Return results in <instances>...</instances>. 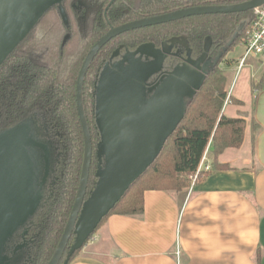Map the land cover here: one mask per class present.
<instances>
[{
    "label": "trees",
    "instance_id": "obj_1",
    "mask_svg": "<svg viewBox=\"0 0 264 264\" xmlns=\"http://www.w3.org/2000/svg\"><path fill=\"white\" fill-rule=\"evenodd\" d=\"M242 1L246 0H113L110 4V0H64L61 7L65 10L67 23H63L58 5L51 6L43 14L0 65V132L27 121L37 141L47 146L48 157L41 185V205L7 244V264H46L69 218L78 190L84 143L76 112L75 80L82 60L95 41L111 25L183 7ZM252 18V10L185 16L124 31L97 51L85 73L81 96L92 141L86 196L94 187L98 163L99 133L95 126L91 91L103 61L117 48L135 50L141 44L159 45L182 35L186 36L188 49L193 55L199 56L204 51L203 44L208 39V56L218 58L194 94L186 98L185 113L167 136L158 155L130 183L86 241L110 215H141L145 190H186L191 183L190 176L198 169L206 149L212 155L210 168L199 173L197 178L219 168H228L226 164L219 163L217 157L225 149L238 148L242 144L247 121L243 111L230 117L222 111L228 92L227 78L219 66L226 53L240 42L243 30ZM242 22L244 27L226 46ZM263 79L264 72L257 83L251 82V86L257 88ZM229 99H233L232 94ZM250 121L254 134L258 124L253 119ZM83 246L68 257L67 264ZM65 256L66 251L59 264Z\"/></svg>",
    "mask_w": 264,
    "mask_h": 264
},
{
    "label": "water",
    "instance_id": "obj_2",
    "mask_svg": "<svg viewBox=\"0 0 264 264\" xmlns=\"http://www.w3.org/2000/svg\"><path fill=\"white\" fill-rule=\"evenodd\" d=\"M63 1L0 0V65L51 6L58 5L62 21L67 23L65 10L61 7ZM112 2L113 0H110L109 4ZM262 4H264V0H246L242 3L227 5H197L141 17L117 26L111 25L108 31L102 34L89 48L81 62L75 80L76 112L84 141L78 190L63 232L46 264H59L65 251L66 256L61 264H67L68 257L84 245L101 218L114 207L115 203L129 188L130 183L139 177L147 165L158 155V151L167 136L172 133L185 113L186 98L194 94L195 89L202 83L205 73L213 67L218 58V56L214 58L213 65L203 70L197 80L189 82L185 98L182 104L176 108L172 104L171 87L164 86L162 89L156 90L158 87L160 88L158 82L155 85L146 86L145 91L150 96L144 95L139 86L134 91L133 85L137 75L133 69L127 65L125 67L112 65L121 78L114 80L115 83L113 82L111 85V90H115L112 91L107 106V116L102 122V127L99 125L95 114V126H97L99 133L98 163L94 187L86 196V185L92 159V141L85 112H83L81 96L85 73L97 51L111 38L124 33V31L167 23L182 19L185 16L240 13L252 10ZM244 24V22L240 24L226 46L238 36V31L244 27ZM207 46L208 43L204 44V51L199 56L202 59L207 58ZM161 50L163 57L169 53L164 47H161ZM153 90H156L155 94L152 93ZM19 124L0 132V264L8 263L6 246L12 236L24 227L30 216L41 205V185L48 166L45 146L46 163L44 167H42L43 164L42 166L35 164L34 149L29 141L32 138L33 142H40L35 138L28 122L27 133L32 135L28 138L22 135L18 127Z\"/></svg>",
    "mask_w": 264,
    "mask_h": 264
},
{
    "label": "crops",
    "instance_id": "obj_3",
    "mask_svg": "<svg viewBox=\"0 0 264 264\" xmlns=\"http://www.w3.org/2000/svg\"><path fill=\"white\" fill-rule=\"evenodd\" d=\"M251 62L262 70L249 76V105L235 96L247 121L243 142L217 157L228 168L191 175L183 191L145 190L141 215L108 216L69 264H264V79L251 89L264 65Z\"/></svg>",
    "mask_w": 264,
    "mask_h": 264
},
{
    "label": "rangeland",
    "instance_id": "obj_4",
    "mask_svg": "<svg viewBox=\"0 0 264 264\" xmlns=\"http://www.w3.org/2000/svg\"><path fill=\"white\" fill-rule=\"evenodd\" d=\"M170 40L171 42L176 41L178 44L181 43L182 45L174 46L179 47V55H182V61L179 63H172L171 58L169 59L167 55H164V57L161 56L163 55L161 47L145 48L141 47L142 45H140L139 48L135 50H114V52L111 54L113 57H111L109 61H106L107 59L103 61L96 80L94 81V89L91 91V95L94 98L93 105L96 119L101 127L103 120H105L107 116V106L110 102L111 95L113 93L112 91L115 90H111V85L113 82L115 83L114 80L121 78L120 75H117L113 66L125 67V65H127V67L133 69V72L137 75V78L135 79L136 82L133 85L134 91L136 87L139 86L142 89L144 95L150 96V94L146 93L145 91L146 86L155 85L158 82L160 83V88L158 87L156 90L162 89L164 86L168 88L171 87L172 104L174 108H176L182 104L189 82L197 80V77L203 70H206L213 65L215 56L212 58L208 57L207 54V58L204 57L203 59L202 57H199L200 54L195 58L190 56L184 35ZM208 42L209 40L206 39L204 44H207ZM171 47L172 46L164 48L170 51L169 49ZM240 50L242 51L240 45L232 47V49L226 53L219 66L222 69L225 78H227L226 90L230 88V92L233 95V99H229L228 104L224 106L225 108L223 110L225 115L228 116L231 114L233 115L235 113V109H237V112L241 111L242 109V104H239V102L236 101L237 99L235 96L244 99L247 106L249 105V76L251 73L257 75L262 70V68L256 69V66L252 64H246L237 72V62L230 63L229 60L231 56H234V54L238 53ZM248 62L252 63L251 59H248ZM174 72L178 73L173 74ZM251 82L255 83L253 78H251ZM253 87L254 86H251V89H253ZM156 90H153L152 93L155 94ZM87 96H89V93ZM86 103L88 104V109L90 110L89 102L86 101ZM27 126V122H23L22 124L18 125L22 135H25L28 138V136L30 137L32 135L27 133ZM29 143L34 149V156L36 159L34 157L32 158H34L35 164L38 166H42L43 164L42 167H44L46 163V149L44 145L42 143H37L36 141L33 142L32 138H30ZM206 158L207 160L205 163H210L212 159L210 152H207Z\"/></svg>",
    "mask_w": 264,
    "mask_h": 264
},
{
    "label": "built area",
    "instance_id": "obj_5",
    "mask_svg": "<svg viewBox=\"0 0 264 264\" xmlns=\"http://www.w3.org/2000/svg\"><path fill=\"white\" fill-rule=\"evenodd\" d=\"M252 17L253 18L243 30V37L237 44L242 48L241 54L236 58L237 72L244 67V65L249 63L248 59H253L255 62H259L264 65V4L252 9ZM226 91L228 94L223 102L222 111L225 108L224 106L228 104L229 96L231 94L230 88ZM204 152L202 160L198 165V169L192 175V180L197 178L199 173L210 168L209 163H205L207 160V152L206 150Z\"/></svg>",
    "mask_w": 264,
    "mask_h": 264
},
{
    "label": "flooded vegetation",
    "instance_id": "obj_6",
    "mask_svg": "<svg viewBox=\"0 0 264 264\" xmlns=\"http://www.w3.org/2000/svg\"><path fill=\"white\" fill-rule=\"evenodd\" d=\"M183 36V35H182ZM185 36V35H184ZM179 37V36H178ZM174 38H176V37H174ZM185 42H186V45H187V48H188V44H187V40H186V36H185ZM172 43V44H171ZM149 44H151V43H149ZM165 44V45H164ZM153 47H169V46H172L169 50V53L167 54V56H168V58L170 59L171 58V61H172V63H179V62H181L182 61V55L180 56L179 54V47H174V46H182L181 45V43L180 44H178L176 41H174V42H171V40L169 39L168 41H165V42H162V43H160L159 45H153V44H151ZM140 46V45H139ZM137 49V48H136ZM115 50H122V49H120V48H117V49H115ZM123 50H125V49H123ZM121 52V51H120ZM120 52H119V54H120ZM189 53H190V56L191 57H198V55L197 56H195V55H193L192 53H191V51H190V49H189ZM208 56V55H207ZM111 57H113L112 55H110V57H108V59L106 60V61H109L110 60V58ZM209 57V56H208ZM25 122H27V121H25ZM30 125V124H29ZM31 128V127H30ZM40 142V141H39ZM41 143V142H40ZM43 144V143H42ZM44 145V144H43ZM45 147H46V149H47V146L46 145H44Z\"/></svg>",
    "mask_w": 264,
    "mask_h": 264
}]
</instances>
